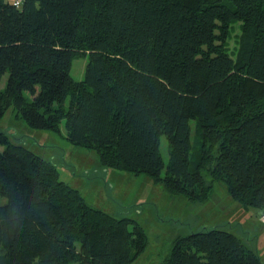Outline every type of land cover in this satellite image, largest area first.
I'll list each match as a JSON object with an SVG mask.
<instances>
[{
	"label": "trees",
	"instance_id": "1",
	"mask_svg": "<svg viewBox=\"0 0 264 264\" xmlns=\"http://www.w3.org/2000/svg\"><path fill=\"white\" fill-rule=\"evenodd\" d=\"M76 58L87 59L80 82ZM6 73L0 118L13 108L53 133L64 122L67 141L102 167L190 202L207 198L205 171L242 208L264 212V0H0V86ZM191 121L202 140L194 153ZM0 220V264H131L147 246L138 225L89 207L53 164L4 133ZM162 264L262 262L212 228L178 238Z\"/></svg>",
	"mask_w": 264,
	"mask_h": 264
},
{
	"label": "rangeland",
	"instance_id": "2",
	"mask_svg": "<svg viewBox=\"0 0 264 264\" xmlns=\"http://www.w3.org/2000/svg\"><path fill=\"white\" fill-rule=\"evenodd\" d=\"M241 35L242 24H232L227 49L234 60L238 56ZM86 64L87 59L84 58L73 60L71 76L75 81L83 80ZM7 77V73L2 77L1 89ZM190 126L194 153L202 140L194 121ZM0 133L6 134L12 143L53 164L59 180L78 191L89 207L138 225L146 236L147 246L131 264H162L178 238L212 228L225 230L244 244H251L252 250L262 254L264 263L261 213L254 208L244 209L234 202L225 184L214 180L205 171L202 175L207 198L190 202L184 196L169 195L161 184L154 183L143 174L133 175L102 167L94 151L67 141L64 122L59 133L35 130L10 108L0 118ZM160 154L167 165L168 148L164 137L160 140Z\"/></svg>",
	"mask_w": 264,
	"mask_h": 264
},
{
	"label": "built area",
	"instance_id": "3",
	"mask_svg": "<svg viewBox=\"0 0 264 264\" xmlns=\"http://www.w3.org/2000/svg\"><path fill=\"white\" fill-rule=\"evenodd\" d=\"M21 3H22V0H15L12 3V6L19 8L21 6ZM259 220H260L261 224L264 225V212L259 216Z\"/></svg>",
	"mask_w": 264,
	"mask_h": 264
},
{
	"label": "crops",
	"instance_id": "4",
	"mask_svg": "<svg viewBox=\"0 0 264 264\" xmlns=\"http://www.w3.org/2000/svg\"><path fill=\"white\" fill-rule=\"evenodd\" d=\"M5 2H7V3H9V4H11L12 5V3L15 1V0H4ZM259 213H261V211H259ZM237 237V236H236ZM238 238V237H237ZM241 242H242V244L245 246V247H247L248 249H250V250H252V248H251V244H244L243 243V241L240 239V238H238ZM252 251H254V250H252ZM258 253V255H259V257H260V260L262 259V254L260 253V252H257ZM261 262H262V260H261ZM262 264H264L263 262H262Z\"/></svg>",
	"mask_w": 264,
	"mask_h": 264
},
{
	"label": "clouds",
	"instance_id": "5",
	"mask_svg": "<svg viewBox=\"0 0 264 264\" xmlns=\"http://www.w3.org/2000/svg\"><path fill=\"white\" fill-rule=\"evenodd\" d=\"M19 226H20L19 221H14V222L9 224V230H15ZM2 227H3V221L0 220V228H2Z\"/></svg>",
	"mask_w": 264,
	"mask_h": 264
}]
</instances>
